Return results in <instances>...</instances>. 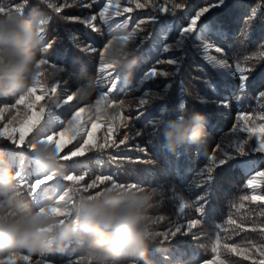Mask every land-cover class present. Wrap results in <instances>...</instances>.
Returning <instances> with one entry per match:
<instances>
[{
    "label": "trees",
    "instance_id": "trees-1",
    "mask_svg": "<svg viewBox=\"0 0 264 264\" xmlns=\"http://www.w3.org/2000/svg\"><path fill=\"white\" fill-rule=\"evenodd\" d=\"M106 2L0 0L6 12L17 13L16 8L23 6L22 15L47 21L43 33L44 45L51 43L52 47L39 53V59L49 61L47 66H41L44 73L42 79L47 78L49 83L56 82L61 98L76 94L91 84L95 91L87 99L77 97L70 102L82 107L94 105L101 89L107 91L108 87H113L106 78L102 84H96L100 78L99 50H102L103 44L113 36L132 32L137 23L144 21L125 46L130 50L129 70L120 77L114 76L116 84L109 94V99L117 105L119 101H125L124 108L104 109L102 104L100 113L93 108L81 114L82 120L94 121L95 129H92L93 123H87L86 127L98 143L103 142L109 127H112L110 140L115 141V146L75 157V165L62 162L65 163V172L71 167L73 174H84L88 182L96 175H112L125 185L136 184L138 188L153 191V206L148 216L155 234V245L149 252L154 264H259L264 259L260 252V247L264 246V232L261 231L264 228V203L243 197L264 195V187L255 190L247 187V180L256 171L264 170V153L249 151L244 156L235 153V143L247 138L248 133L240 132L239 128L233 131V126L238 124L243 127L247 124L248 127H256L264 123L259 119L264 115V99L258 96L260 91H264V60L245 62L246 57H256L259 45L264 43V0H224L223 6L210 8L198 20L199 27L184 39L180 47H176L175 42L180 39L182 28L188 25L201 7L213 5L217 0H168L167 3L165 0H146L145 8L131 5L133 11L130 13L122 11L129 6L127 0H119L121 15L115 16V19L120 24L127 21L119 34L111 24L104 25L98 18L99 10ZM174 2L181 3L182 7L173 9ZM85 4L90 7H84ZM161 5L169 10L158 11ZM56 7H60L61 11L56 12ZM93 14L97 20L92 23L99 31H92L82 22ZM165 43L170 45L167 52L163 50ZM205 44L210 45L209 49L203 48ZM114 45L119 46L116 41ZM217 46L223 50L221 53L215 52ZM208 56L225 59L232 71H235L237 61L241 67L253 69L246 73L248 79L244 92L238 89L240 81L227 75V69L212 67ZM170 58L178 63L169 65L167 60ZM151 70L158 75L141 84L142 74ZM84 77L88 83L82 82ZM209 81L211 86L207 83ZM142 97L145 105L138 103ZM14 98L0 97V106L13 103ZM219 101H227L230 106L220 107ZM181 102L188 112L202 113L207 117V135L200 143L182 148L174 154L163 147V132ZM161 108L163 111H160ZM57 111L58 118L68 114L67 109ZM15 113L16 109L6 110L0 119V127ZM114 113L128 119L123 122L113 120ZM240 115H249L253 119L241 121ZM150 120L156 123L151 124ZM21 130H26V126ZM69 135L66 133L58 137L61 141H57V145L65 143ZM125 136V143L120 144L119 141ZM253 143L254 137L249 140V144ZM218 144L222 147L217 152L228 150L234 153L235 158L224 166L214 168V180L209 188L210 202L200 214L196 212L195 198L204 188H197V185L203 183L201 173L212 164L210 157ZM0 147L15 154L12 157L14 163L19 159L17 170L26 180L36 178L32 171L34 165L28 162L26 152L20 149L10 151L3 142H0ZM71 147L67 145L62 153ZM249 162L251 169L247 166ZM62 183L67 185L69 182ZM90 192L95 194V190ZM82 194L89 193L80 192L72 199ZM56 198L53 196L51 201L41 203L54 202ZM28 199L32 208L38 210L32 197ZM180 204L186 207L181 209ZM191 219H198L200 223L189 229L187 224ZM177 225L182 228V233L171 238L170 230H175ZM165 232H169L167 242L162 235H157ZM225 245L235 246V251L229 252ZM214 246L215 253L212 252ZM8 254H0V259ZM17 254H28L30 264H76L77 261L88 264V259L81 260V254L73 252L71 247L64 252L41 254L18 250ZM17 262L23 264V261Z\"/></svg>",
    "mask_w": 264,
    "mask_h": 264
},
{
    "label": "snow or ice",
    "instance_id": "snow-or-ice-1",
    "mask_svg": "<svg viewBox=\"0 0 264 264\" xmlns=\"http://www.w3.org/2000/svg\"><path fill=\"white\" fill-rule=\"evenodd\" d=\"M167 2L168 0H165V3ZM223 3L224 0H217V3L201 7L198 11H196L194 16L191 17L188 25L182 28L180 32V39L175 42V46L180 47L184 39L199 27L197 23L198 20L208 13L210 8L221 7L223 6ZM127 4L129 6L122 9L124 13H130L133 11L131 5H135L136 8H145L147 6L146 0L145 2H141V0H127ZM84 7H90V5L85 4ZM153 7H155V5H153ZM180 7H182L181 3L174 2L172 4L173 9H178ZM157 10L164 12L169 9H166L163 5H161V7ZM55 11L60 12V7H56ZM16 12L21 13L22 15L23 6H18L16 8ZM3 13L12 12H6L5 8L0 5V14ZM119 15H121L119 10V0H107V2L103 3L102 8L99 10L98 18L101 22H107L110 16ZM96 20L97 16L93 14L88 20H84L82 22L89 26L92 31H99L97 26L92 23V21ZM46 23L47 21L45 19H39L42 33H45L46 31L44 27ZM143 23L144 21L137 23L132 32L125 35L113 36L111 39H108L107 42L103 44L102 50H99L100 78L97 79L96 84H102L106 78L113 85V87H108L107 91L101 89L99 91V97L96 99L94 105L90 104L86 107H82L78 104H70L74 98L82 97L84 88H81L76 94H68L61 98L58 93L57 83H49L47 78L42 79V77H44V73L41 72V66H47L49 61L48 59L40 58L36 64V70L31 77V85L27 88V90L15 94L13 103L0 106V119L4 117L6 110L11 111L12 109H16L15 115L11 116V118L8 119L2 127H0V142H3L10 151L20 149L22 152H26L29 157L28 162L34 165L32 169L33 173L36 175L34 180H26L21 171H18L17 173V180L22 194L26 197H32L34 207H38V210L47 211L59 217H67L70 215L67 205L73 201L72 196L80 192L89 193L88 195L92 196L93 194H91L90 190H95L94 195H98L105 190H111L113 188H138L136 184L125 185L120 183L112 175H96L94 179H91L90 182H88L86 181L84 174H73V169L71 167L67 172H63L62 174L59 172L49 171L43 167L39 161L32 158V153L38 143L48 144L55 148V154L61 162H65L69 165H75L77 163V161L73 159L75 157H83L86 152L103 150L115 146V141L110 140V137L113 135L112 127H109L108 134L104 137L103 142L98 143L96 142L95 136L86 127L87 123H93L95 126L94 121L92 119L87 121L82 120L81 114L85 113L86 110H91L93 108H95L97 113H100L102 110V104L104 109L109 107H118L120 109L124 108L125 101L121 100L117 105L115 101L109 99V94L113 92V88L116 84L114 76L120 77L122 73L126 74L129 70L130 50L125 46L129 44L132 37L136 33V29ZM126 24L127 21H124L122 24L117 25V28H123ZM114 41L118 42L119 46H115ZM51 47V43H46L43 51L46 52L47 49ZM209 47L210 45L208 44L203 45L205 50L209 49ZM169 48L170 45L167 43L163 45L164 52H167ZM222 51L223 50L219 46L215 48L216 53H221ZM255 59L264 60V43L259 45V52L256 57H246L245 62ZM207 60L214 68L222 70L227 69V75L237 78L240 81L238 89L241 92H244L246 89V81L248 79L246 73L252 71L253 69L241 67L239 61H237L235 71H232L229 67V63L223 58L208 56ZM167 63L172 65L177 64L178 61L170 58L167 60ZM237 73L239 74L238 76ZM157 75L158 73L155 70L144 72L141 77V84L150 78L156 77ZM82 82L88 83L87 78L84 77ZM207 83L211 86L210 81ZM90 86L91 84H89L88 87ZM37 92H39V94H37ZM144 95L146 96L147 93ZM258 96L264 99V91H260ZM138 103L140 105H145L146 101L142 97L139 99ZM17 106H22V108H18ZM218 106L228 107L230 105L227 101H219ZM179 107L184 108V103L181 102ZM58 109H67V116L58 118ZM160 111H163V109L161 108ZM112 119H120L123 122L127 120L128 117L120 116L118 113H114ZM251 119H253V117L249 115L239 116V120L241 121H250ZM259 119L264 121V115L259 116ZM149 123L155 124L156 121L150 120ZM25 126L26 130H21L22 128H25ZM237 128H239V131L242 133H248V136L247 138H242L235 143V153H238L240 156L246 155L249 151L264 153V123H261L256 127H248L247 124L240 127V125L237 124L233 126V131ZM16 133L19 135L17 136ZM66 133H70L68 140L63 144L60 143L57 145V141H59L57 138L64 136ZM253 137L255 138V143L249 144V140L253 139ZM126 139L127 137L125 136V139L120 140L119 143L124 144ZM73 141H75V143H73ZM67 145H71L72 147L67 148L66 153H62V150L65 149ZM221 147L222 146L219 144L215 146L214 154L210 157L212 164L207 166L206 170L201 173L204 180L202 184L197 185V188L203 187L204 191L195 198V208L197 213L203 214L205 207L210 202L209 188L211 186V182L214 180V168L224 166L231 159L235 158L234 153L231 151L223 150L222 152H217V150L221 149ZM15 158L16 157H14V159ZM65 163L63 164L65 165ZM247 166L251 169V162H249ZM62 181L69 183L66 185L63 184ZM247 187L253 190L264 187V170L256 171L255 174L247 180ZM61 192L63 194H60ZM53 196L57 197L54 202L41 203V201H51ZM243 199H251L253 202L259 201L264 203V195H252L251 197L244 196ZM185 207V204H180L181 209ZM262 215H264V213H262ZM229 222L235 223V221ZM198 223H200V220L191 219L188 221L187 227L189 229L194 228ZM261 231L264 232V228H262ZM181 233L182 228L179 225L175 227V230H170L171 238H175ZM157 235H162L165 242H167L170 238L169 232ZM225 248H227L229 252L235 251V246L225 245ZM212 252H216L215 246L212 248ZM260 252L264 255V246L260 247ZM245 258H247V256H245ZM84 259V257H81V260ZM29 260L30 256L28 254L18 255L17 251H13L9 253L6 258L0 259V264H17V261L28 262ZM76 264H80V262L77 261ZM88 264H92V262L88 260ZM221 264H223V262H221ZM259 264H264V259H261Z\"/></svg>",
    "mask_w": 264,
    "mask_h": 264
},
{
    "label": "clouds",
    "instance_id": "clouds-1",
    "mask_svg": "<svg viewBox=\"0 0 264 264\" xmlns=\"http://www.w3.org/2000/svg\"><path fill=\"white\" fill-rule=\"evenodd\" d=\"M45 38L39 21L17 13L0 14V97L27 90ZM95 87L84 88L87 99ZM207 135V117L177 107L163 132L170 153L200 143ZM0 147V254L64 252L71 247L92 264H154L149 257L155 234L148 216L150 189L105 190L80 195L67 205L70 215L59 217L34 210L17 180L19 159ZM32 158L49 171L63 173L65 165L48 144H37Z\"/></svg>",
    "mask_w": 264,
    "mask_h": 264
},
{
    "label": "rangeland",
    "instance_id": "rangeland-1",
    "mask_svg": "<svg viewBox=\"0 0 264 264\" xmlns=\"http://www.w3.org/2000/svg\"><path fill=\"white\" fill-rule=\"evenodd\" d=\"M103 24L104 25L111 24L115 28L117 34H119L121 32V28H117V25H119L120 23H119V21H117L115 19V16H110L109 20L107 22H103ZM92 129H95V126L92 127ZM59 141H61V139H59ZM17 264H18V262H17ZM23 264H30V263L29 262H23Z\"/></svg>",
    "mask_w": 264,
    "mask_h": 264
}]
</instances>
